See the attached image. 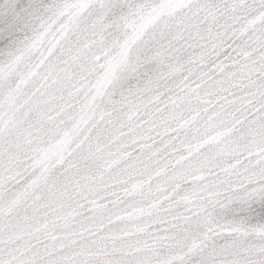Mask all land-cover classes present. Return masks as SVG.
<instances>
[{"label": "snow or ice", "instance_id": "snow-or-ice-1", "mask_svg": "<svg viewBox=\"0 0 264 264\" xmlns=\"http://www.w3.org/2000/svg\"><path fill=\"white\" fill-rule=\"evenodd\" d=\"M0 264H264V0H3Z\"/></svg>", "mask_w": 264, "mask_h": 264}, {"label": "trees", "instance_id": "trees-1", "mask_svg": "<svg viewBox=\"0 0 264 264\" xmlns=\"http://www.w3.org/2000/svg\"><path fill=\"white\" fill-rule=\"evenodd\" d=\"M0 3H3V0H0Z\"/></svg>", "mask_w": 264, "mask_h": 264}]
</instances>
